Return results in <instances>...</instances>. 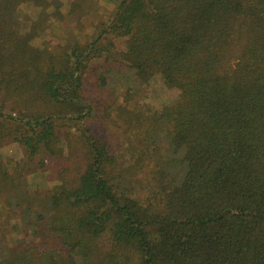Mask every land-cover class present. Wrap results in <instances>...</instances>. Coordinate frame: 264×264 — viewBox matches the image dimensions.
Instances as JSON below:
<instances>
[{"label": "trees", "instance_id": "16d2710c", "mask_svg": "<svg viewBox=\"0 0 264 264\" xmlns=\"http://www.w3.org/2000/svg\"><path fill=\"white\" fill-rule=\"evenodd\" d=\"M67 1L98 2L0 0V264H264V0H109L39 43Z\"/></svg>", "mask_w": 264, "mask_h": 264}, {"label": "rangeland", "instance_id": "374dc122", "mask_svg": "<svg viewBox=\"0 0 264 264\" xmlns=\"http://www.w3.org/2000/svg\"><path fill=\"white\" fill-rule=\"evenodd\" d=\"M99 2V5H98ZM97 6L92 10L91 9H84V12L81 13L80 10L76 12L75 15H68L70 11L72 10L70 7V2L67 1L66 5L64 6L62 13L66 15V19H56L53 21V29L52 31H49L45 33L40 39L39 43H43V41H47L52 43L53 45H56L59 43V39L57 37L58 33H61L67 28L74 27L77 25L79 21H81L87 29L86 32L89 31V23L96 22L101 19V16H103L104 11L105 13H111L114 9V6L110 4L109 0H98ZM39 9L34 7L32 4H25L20 7L18 15L20 16V19H38ZM27 23V24H26ZM24 24V28L28 25L29 21H26ZM26 29V28H25ZM84 31V32H85ZM77 37V36H76ZM42 41V42H41ZM121 42V41H120ZM119 49L122 50L123 47L120 46L122 44H118ZM94 78H87L85 90L88 95V97H96L99 98L98 90L95 88V85L93 83ZM147 99L148 102L155 108L159 109L162 106H164L168 99L161 91L157 80H153L148 88L147 91ZM89 127L92 128V130L95 133H99L102 137H105V135H102L105 128L104 126L101 127L100 125H97L96 122H89ZM103 131V132H102ZM107 139V138H106ZM23 157V154L20 150V148L16 144H9L3 147L2 150H0V160L5 162L7 159H12L13 161H20ZM47 176V175H46ZM45 174H36L29 178L30 184L33 186H43L46 187V177Z\"/></svg>", "mask_w": 264, "mask_h": 264}]
</instances>
